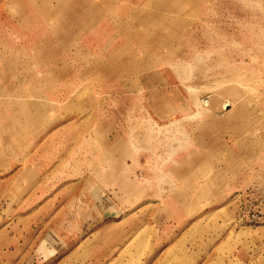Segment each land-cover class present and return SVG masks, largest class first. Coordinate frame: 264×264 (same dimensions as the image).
<instances>
[{"label":"rangeland","instance_id":"rangeland-1","mask_svg":"<svg viewBox=\"0 0 264 264\" xmlns=\"http://www.w3.org/2000/svg\"><path fill=\"white\" fill-rule=\"evenodd\" d=\"M264 264V0H0V264Z\"/></svg>","mask_w":264,"mask_h":264},{"label":"crops","instance_id":"crops-1","mask_svg":"<svg viewBox=\"0 0 264 264\" xmlns=\"http://www.w3.org/2000/svg\"><path fill=\"white\" fill-rule=\"evenodd\" d=\"M258 264V263H257Z\"/></svg>","mask_w":264,"mask_h":264}]
</instances>
